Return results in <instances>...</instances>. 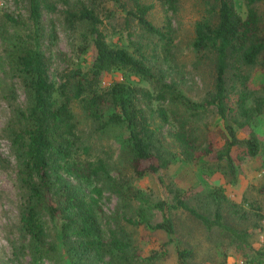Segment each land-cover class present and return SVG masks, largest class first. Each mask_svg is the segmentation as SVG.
Masks as SVG:
<instances>
[{
  "label": "trees",
  "instance_id": "trees-1",
  "mask_svg": "<svg viewBox=\"0 0 264 264\" xmlns=\"http://www.w3.org/2000/svg\"><path fill=\"white\" fill-rule=\"evenodd\" d=\"M113 4L125 5L123 0H108ZM166 11L174 10L177 0H157ZM237 0H212L207 13L194 22L192 49L197 60H214L213 90L203 99L195 100L177 87L156 55L147 51L132 52L125 47L112 46L100 28L103 18L93 8L83 3L77 7L70 0H26L28 17L3 12L0 20L26 27L22 44L14 47L12 70L15 72L25 93L23 103L13 100L9 119L4 131L9 137L18 161L17 178L24 190L19 209V223L27 236V247L34 257L48 252L44 214L60 220V235L68 241L75 258L91 264V257L103 245L115 247L124 252L128 244L113 230L109 242H104L105 231L101 223L103 190L109 189L122 196L130 205L135 194L128 181L111 175L109 162L93 156L91 145L77 134L79 123L76 105L87 119L98 122L99 127L109 123L124 126L128 164L132 176L141 177L146 172H156L168 167L178 156L188 161H197L202 153L210 149L201 147L196 133V121L213 105L224 120V145L214 155L226 158L230 168L233 145L244 141L249 154H256L259 148L255 133L239 137L237 128L250 126L255 113H264V96L248 86L247 66L254 65L264 52V33L261 19L254 4L264 0H245L240 11ZM62 2L66 22H86L92 36L95 56L91 68H67L61 80L50 77L48 56L43 47L47 37L44 27V11H55ZM131 14L147 36L160 45L164 55L171 52L173 29L169 17L162 25L154 24L148 17L153 2L130 0ZM116 5V6H117ZM114 10V9H113ZM54 32V31H53ZM49 32V36L53 35ZM156 38V39H155ZM153 46V51L158 47ZM153 53V52H152ZM122 68L132 71L152 83L154 91L145 86H135L124 80H115L102 87L99 76L103 71ZM234 96L231 104L227 103ZM158 99L164 105L153 108L152 100ZM252 102V103H251ZM106 108H110L106 112ZM228 115L232 121H228ZM155 117L158 118L156 121ZM167 126L174 149H164L163 126ZM213 212L207 215L188 202V196L181 190L174 192L173 201L158 200L148 203L160 210L162 218L150 224L138 209L142 221L153 229L172 234L171 209L181 208L198 218L207 228L220 226L230 231L237 240L250 249L252 255L245 259L260 262L264 247L254 246L257 239L253 229L238 231L223 222L222 206L226 199L222 188L212 193ZM133 223L138 221L127 219ZM262 226V227H261ZM263 224L258 228L259 232ZM258 232V235H259ZM257 242V241H256ZM164 246V243L163 245ZM165 249L148 255L153 259L164 254ZM192 249H177L178 264H186ZM131 256V254L129 255ZM17 264H24L18 262Z\"/></svg>",
  "mask_w": 264,
  "mask_h": 264
},
{
  "label": "rangeland",
  "instance_id": "rangeland-1",
  "mask_svg": "<svg viewBox=\"0 0 264 264\" xmlns=\"http://www.w3.org/2000/svg\"><path fill=\"white\" fill-rule=\"evenodd\" d=\"M125 5H115L108 0H70L79 7L82 3L93 8L103 18L100 28L106 41L112 46L125 47L130 51H147L148 56L156 55L168 78L174 80L177 87L192 99L200 100L213 90L214 60H197L192 49L194 22L207 13L212 0H177L174 10L166 11L157 0L148 17L156 25H162L166 17L170 18L173 29V46L170 54L164 55L159 43L147 36L137 20L128 13L130 0ZM240 11L245 8V0H237ZM258 10L264 33V2L254 4ZM65 5L57 3L55 11H44L43 22L47 37L41 47L48 56L49 74L56 82L61 80L62 72L67 68H79L88 71L93 63L95 49L92 36L86 22L70 25L65 21ZM114 9V10H113ZM3 12L28 17L26 0H0V16ZM2 17V16H1ZM26 27L13 25L0 20V264H91L75 258L73 249L60 233V220H54L44 214L46 242L48 252L34 257L27 247V236L19 223V209L24 190L17 178L18 161L9 137L4 128L11 112V102L23 103L25 93L15 72L12 70L14 47L22 44L27 33ZM54 31V32H53ZM49 32H53L49 36ZM156 39V38H155ZM158 47L153 51V46ZM153 52V53H152ZM248 86L256 95L264 96V52L254 65L247 66ZM124 80L135 86H145L154 91L151 82L132 71L113 68L103 71L99 76L102 87L115 80ZM234 96L228 102L231 104ZM252 103V102H251ZM153 108L164 105L161 100H152ZM79 123L77 134L80 139L91 145L92 158L99 156L109 162L110 173L117 179H124L136 191L130 205L128 201L108 188L101 195V223L105 231L104 242H109L113 230L128 246L124 252L115 247L103 245V248L91 257L93 264H178L177 249H192V255L186 258V264H236V260L252 255V251L235 236L220 226L207 228L198 218L187 210L171 209L173 233L153 229L140 222V210L147 221L153 224L162 218L161 212L148 203L158 200L173 201L174 192L181 190L188 196V202L198 210L212 215V193L222 188L226 199L223 201V222L238 231L253 229L256 234L254 246L258 243V228L264 219V113H255L250 126L237 128L239 137L254 131L259 144L257 153L247 151L244 141L233 145L230 154L232 167L226 158L218 159L214 155L224 145V120L219 117L213 105H210L203 117L196 121V133L201 147L210 151L202 153L197 161H188L178 156L168 167L156 172H146L141 177L132 176L128 164L127 145L124 139V126L109 123L106 126L83 116L80 106L75 107ZM110 108H106V112ZM156 121L158 118L155 117ZM228 121H232L228 115ZM163 126V133H167ZM168 134L162 142L163 148L174 149ZM138 221L133 223L127 219ZM262 227V226H261ZM257 241V242H256ZM164 243V246H162ZM165 249L162 256L153 259L148 255ZM131 254V256H129Z\"/></svg>",
  "mask_w": 264,
  "mask_h": 264
},
{
  "label": "built area",
  "instance_id": "built-area-1",
  "mask_svg": "<svg viewBox=\"0 0 264 264\" xmlns=\"http://www.w3.org/2000/svg\"><path fill=\"white\" fill-rule=\"evenodd\" d=\"M258 243L259 246L264 247V228L259 232ZM236 264H264V256L261 257L260 262L240 258L236 260Z\"/></svg>",
  "mask_w": 264,
  "mask_h": 264
}]
</instances>
